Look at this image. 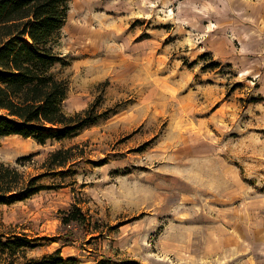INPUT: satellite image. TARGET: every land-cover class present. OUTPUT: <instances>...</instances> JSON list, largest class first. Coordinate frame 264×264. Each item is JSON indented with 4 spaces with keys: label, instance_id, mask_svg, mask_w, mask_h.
I'll return each mask as SVG.
<instances>
[{
    "label": "rangeland",
    "instance_id": "obj_1",
    "mask_svg": "<svg viewBox=\"0 0 264 264\" xmlns=\"http://www.w3.org/2000/svg\"><path fill=\"white\" fill-rule=\"evenodd\" d=\"M56 51L65 111L103 117L61 141L0 139L26 178L73 147L66 175L0 204V231L80 264H264V0H71ZM75 203L91 226L64 227Z\"/></svg>",
    "mask_w": 264,
    "mask_h": 264
},
{
    "label": "trees",
    "instance_id": "obj_2",
    "mask_svg": "<svg viewBox=\"0 0 264 264\" xmlns=\"http://www.w3.org/2000/svg\"><path fill=\"white\" fill-rule=\"evenodd\" d=\"M71 0H0V139L18 135L39 144L61 141L99 122L98 103L68 114L64 109L68 85L52 71L65 58L56 51L66 25ZM217 67L218 63H214ZM71 148H58L47 158L44 173L26 178L19 168L0 163V204L25 201L48 188L43 179L66 175ZM30 157L20 158L23 164ZM64 227L92 225V219L77 204L60 211ZM95 230H98L95 228ZM69 229L63 246L73 240ZM96 238V237H92ZM42 239L0 231V264H80L76 256H62L61 248L41 257H29L27 251ZM102 258L96 264H141L134 259L115 261Z\"/></svg>",
    "mask_w": 264,
    "mask_h": 264
}]
</instances>
